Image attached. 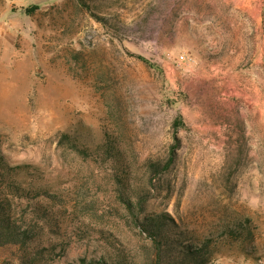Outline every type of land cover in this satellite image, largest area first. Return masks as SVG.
<instances>
[{
	"label": "rangeland",
	"instance_id": "1",
	"mask_svg": "<svg viewBox=\"0 0 264 264\" xmlns=\"http://www.w3.org/2000/svg\"><path fill=\"white\" fill-rule=\"evenodd\" d=\"M87 1L0 0V151L78 204L57 264H101L107 242L143 240L106 133L140 176L177 144L171 193L151 207L210 238L213 264H264V0ZM245 217L254 239L226 237ZM14 251L1 247L0 264Z\"/></svg>",
	"mask_w": 264,
	"mask_h": 264
},
{
	"label": "trees",
	"instance_id": "2",
	"mask_svg": "<svg viewBox=\"0 0 264 264\" xmlns=\"http://www.w3.org/2000/svg\"><path fill=\"white\" fill-rule=\"evenodd\" d=\"M82 1L90 9L88 1ZM34 8L27 9L28 14ZM94 16L100 22H108L106 17ZM178 124L176 121L175 126ZM106 136V152L119 169L117 198L143 240L135 250L118 240L107 242L99 250L101 264H213L218 251L211 247L210 238L192 234L168 210L151 207L164 189L171 193L169 185L161 181L175 163L178 145L172 146L167 159L147 161L140 176L135 175L128 164L118 140L109 133ZM60 144L85 158L91 154L89 148L81 146L67 133L62 135ZM22 173L32 176L29 183L20 177ZM77 205L68 195L53 191L37 167L12 165L0 151V248L14 247L17 260L4 264H57L71 244L64 234L66 215L75 213ZM251 222L250 217H245V220L228 224L224 234L226 237L234 235L236 240H253ZM90 262L95 264L96 260Z\"/></svg>",
	"mask_w": 264,
	"mask_h": 264
},
{
	"label": "built area",
	"instance_id": "3",
	"mask_svg": "<svg viewBox=\"0 0 264 264\" xmlns=\"http://www.w3.org/2000/svg\"><path fill=\"white\" fill-rule=\"evenodd\" d=\"M178 60L183 62L184 60H189V57L187 55H181ZM190 60H192V59H190Z\"/></svg>",
	"mask_w": 264,
	"mask_h": 264
}]
</instances>
